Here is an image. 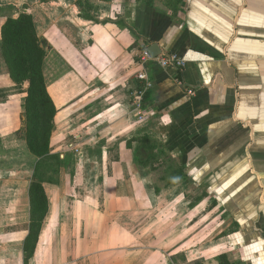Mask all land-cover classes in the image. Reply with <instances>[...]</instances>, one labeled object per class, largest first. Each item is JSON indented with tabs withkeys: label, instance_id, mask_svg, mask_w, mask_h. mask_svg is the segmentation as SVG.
I'll list each match as a JSON object with an SVG mask.
<instances>
[{
	"label": "rangeland",
	"instance_id": "1",
	"mask_svg": "<svg viewBox=\"0 0 264 264\" xmlns=\"http://www.w3.org/2000/svg\"><path fill=\"white\" fill-rule=\"evenodd\" d=\"M1 1L0 26L26 12L37 35L44 37L47 85L59 87L66 79L75 81L80 92L70 94L63 87L55 92L64 101L54 122L58 130L49 139V151L57 157L39 160L25 141L35 127L26 119V89L5 79L8 71L0 51V131L9 128L7 133L14 134L13 143L20 150L13 154L24 157L12 165L3 160L11 152L0 146V218L15 214L17 197L26 190L29 193L31 182L56 186L64 203L42 261L25 259L22 240L9 235L10 229L0 219V264H131L143 251L172 250L182 228L171 225L184 224L185 209L190 212L204 203L218 216L217 190L232 186L234 160L186 159L185 134L175 135L164 129V123L153 121V62L142 61L148 45L139 42L129 25L132 5L159 4L175 16L182 0H26L17 6ZM77 18L88 26H106L112 38L101 46L109 50L107 59L99 54L93 34L76 23ZM141 75L146 78L141 80ZM76 102L87 104V109L83 107L81 116H69L65 110ZM122 123L126 131L121 130ZM195 149L200 150L190 147L188 153ZM34 203L38 219L39 194ZM83 206L92 211L80 209ZM30 207L29 201V213ZM225 216L229 221L228 212ZM233 229L234 224L227 231ZM95 236L96 245L90 243Z\"/></svg>",
	"mask_w": 264,
	"mask_h": 264
},
{
	"label": "crops",
	"instance_id": "2",
	"mask_svg": "<svg viewBox=\"0 0 264 264\" xmlns=\"http://www.w3.org/2000/svg\"><path fill=\"white\" fill-rule=\"evenodd\" d=\"M19 3L26 4V0L6 2L12 6ZM132 7L129 25L139 42L156 44L162 55H176L184 62L181 69L150 67L153 121L164 123V129L175 131V135L185 134L186 159H233L234 171L232 186L217 190L221 202L217 217L204 203L190 212L185 209L184 224L175 221L171 225L182 228L172 250L143 251L131 264H264V0H182L175 16L159 4ZM77 19L85 33L93 34L99 54L107 59L109 50L101 47L112 41L106 26H88ZM102 63L108 66L106 61ZM43 65L46 91L55 107L53 130L57 131L54 122L64 101L55 92L63 87L76 95L80 86L65 79L61 86L52 88L45 81ZM5 79L14 84L8 76ZM83 107L86 110L87 104L76 102L65 112L81 116ZM120 128L127 130L123 123ZM8 130L0 131V146L11 152L10 158L3 160L16 166L24 157L13 154V150H20ZM195 146L200 150L188 153ZM43 191L47 213L31 257L37 261L47 258L48 237L64 211L56 186L45 183ZM110 191L113 195V187ZM17 202L12 208L15 214L0 219L10 229L9 235L19 236L23 242L29 225L27 190ZM80 209L92 211L89 206ZM227 212L229 221L222 218ZM232 224L234 229L227 231ZM205 229H210L207 234ZM96 237L91 244L98 243Z\"/></svg>",
	"mask_w": 264,
	"mask_h": 264
},
{
	"label": "trees",
	"instance_id": "3",
	"mask_svg": "<svg viewBox=\"0 0 264 264\" xmlns=\"http://www.w3.org/2000/svg\"><path fill=\"white\" fill-rule=\"evenodd\" d=\"M87 20H94L90 17ZM1 57L8 71V78L15 84L26 88L25 109L28 123L43 126V129L30 130L26 145L29 152L40 158L57 157L49 151V139L54 128L55 107L50 99L42 74V65L46 55L45 41L37 36L30 14L21 12L13 19H7L1 26ZM128 142H126L127 148ZM29 225L27 235L22 242L25 259H30L37 244L41 224L47 213V199L40 182H31L29 188ZM40 195L42 212L38 219L34 217L35 199ZM26 263V262H25Z\"/></svg>",
	"mask_w": 264,
	"mask_h": 264
},
{
	"label": "built area",
	"instance_id": "4",
	"mask_svg": "<svg viewBox=\"0 0 264 264\" xmlns=\"http://www.w3.org/2000/svg\"><path fill=\"white\" fill-rule=\"evenodd\" d=\"M142 61H152V66L155 65L159 68L165 69L169 66H171L174 69H181L184 66V62L179 59L176 55H158L155 58H151L150 55L147 52V49L144 51L142 55ZM146 78V75H141L140 79L144 80Z\"/></svg>",
	"mask_w": 264,
	"mask_h": 264
},
{
	"label": "water",
	"instance_id": "5",
	"mask_svg": "<svg viewBox=\"0 0 264 264\" xmlns=\"http://www.w3.org/2000/svg\"><path fill=\"white\" fill-rule=\"evenodd\" d=\"M147 52L151 58H155L161 54V51L159 50V48L156 44L149 45L147 47Z\"/></svg>",
	"mask_w": 264,
	"mask_h": 264
}]
</instances>
